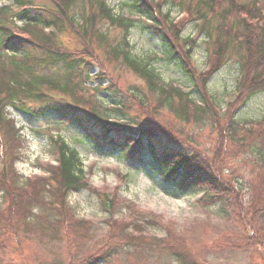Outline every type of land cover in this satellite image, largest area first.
I'll return each mask as SVG.
<instances>
[{
  "label": "trees",
  "instance_id": "1",
  "mask_svg": "<svg viewBox=\"0 0 264 264\" xmlns=\"http://www.w3.org/2000/svg\"><path fill=\"white\" fill-rule=\"evenodd\" d=\"M51 1L52 5L42 6L35 0H10V6L0 8V132L6 149L0 171V192L6 203L0 209V264L10 258L12 240L13 247L19 249L23 241L42 236H50L53 243L66 241L67 251L78 258L75 239L85 237L82 234L92 224L75 218L68 198L81 190L100 198L111 214L107 221L111 230L107 239L100 241L95 257L73 263L72 256L69 264H110L121 252L135 257L145 251L149 258L161 253L175 264H205L194 257L179 234L188 230L179 232L175 224L138 211L117 190L109 196L90 187L78 151L61 138L50 137L58 167L43 166L46 177L21 178L15 168L21 158V128L9 117L8 108L30 116L50 113L61 121L70 119L97 146L103 140L126 161L143 164L152 156L173 197L201 195L199 202L218 205L226 211L229 222L236 224L234 231L214 239L217 248L250 251V264H264V116L249 129L235 119L237 111L264 94V0H180L179 4L172 0H125L122 11L139 15L141 22L114 13L109 0ZM164 5L170 7L166 13L162 11ZM175 10L183 12L186 19L174 23L171 13ZM188 23L197 33L194 39L183 35ZM136 28L159 40L163 53L190 88L160 85L150 62L132 55L129 37ZM44 29L51 31L45 33ZM112 31L117 34L111 35ZM66 33L79 39L84 49L66 47ZM198 37L203 38L201 44L209 45L206 72H199L193 64V52L200 45ZM98 52L144 80L157 105L176 120H211L220 138L212 157L181 129L161 126L151 118L138 124L136 119L129 121L134 99L120 93ZM230 62L239 67V84L232 103L221 114L208 92V83ZM94 66L101 69L96 77L91 76ZM106 78L109 84L103 86ZM92 82L98 85L91 90L87 85ZM88 89L99 95L103 104L111 105L113 114L101 115L80 95ZM86 123H93L100 132L86 131ZM236 138L242 141L237 147L241 155L251 151L254 156L250 165L244 162L247 167L242 174L241 168L227 169L231 150L227 146L236 143ZM245 191L249 195L247 209L236 202ZM121 209L130 212V222L116 220ZM154 226L162 228L165 236L145 235Z\"/></svg>",
  "mask_w": 264,
  "mask_h": 264
},
{
  "label": "rangeland",
  "instance_id": "2",
  "mask_svg": "<svg viewBox=\"0 0 264 264\" xmlns=\"http://www.w3.org/2000/svg\"><path fill=\"white\" fill-rule=\"evenodd\" d=\"M37 5L48 6L52 5L51 0H35ZM125 0H109L110 7L114 13H122L123 16L141 22L143 20L139 15L131 14L127 9L122 11V5ZM156 3L160 0H154ZM163 1V0H162ZM175 4H179L180 0H172ZM182 1V0H181ZM10 0H0V8L10 6ZM170 9L169 5H164L163 13ZM179 11L175 10L171 13V18L174 23H180L186 16L178 15ZM18 24H21L20 21ZM49 33V32H45ZM112 31L111 35H115ZM196 31L192 24H187L183 31L184 37L196 38ZM199 46L193 52V64L199 72L206 71L209 68L210 60L207 55L209 45L201 44L202 37H198ZM63 44L69 49H84L83 43L71 34L66 33ZM129 46L132 55L140 60L150 62L151 69L159 75L158 83L166 88L174 87L180 89L190 88L191 85L186 78L176 67V65L168 60L167 55L163 53L159 40L151 36L147 32H143L140 28L133 30L129 37ZM85 54H87L84 51ZM83 53V55H85ZM100 58L104 61L106 73L109 77L114 78L117 89L125 96H131L132 112L130 120L136 123H142L146 119L151 118L158 121L161 126H174L178 131L180 129L188 134L189 140L203 151L209 150L210 157L212 151L216 148L219 136L212 129L211 120L193 119L190 123L181 122L175 119L166 109L157 105V99L149 90L146 82L139 78L130 69L122 64H117L115 61L104 58L102 52H98ZM94 65V64H93ZM101 74V69L94 66L91 75ZM239 67L235 62H230L222 70H220L208 83V92L213 96L215 103L219 106L218 110L221 114L225 113L227 106L232 103L236 87L239 84ZM103 86L109 84V79L103 81ZM98 83H89L87 87L93 89ZM86 93H81L86 99L94 105V108L101 115H111L112 107L108 104H103L99 95L94 91L89 90ZM46 92H51L44 89ZM143 102L144 106L142 107ZM197 106L200 104L196 103ZM9 109V110H8ZM9 117L15 120L17 128H21L20 134L22 141L19 145L20 159L16 162L15 168L19 176L25 179L35 175H42L45 164H51L55 161L54 148L50 137L63 139L72 149H76L82 159L84 172L87 176V184L97 191H106L109 196L117 190L118 195L129 203L136 206L138 211L153 216L156 219L171 222L175 224L185 245L191 250L194 257L205 264H250V251H228L217 248L214 245V239L221 234H229L234 231L237 226L229 222L226 211L220 209L218 205H208L199 202L201 195L189 194L185 196L173 197L172 190L165 182L161 180L159 175V163L148 156L143 164H136L126 161L119 156V153L113 151L111 147L101 140L100 144L94 142L92 138L85 135V132L76 126L70 119L61 121L56 116L47 113L39 116H30L23 114L13 108H8ZM82 109V108H80ZM86 110V109H84ZM89 112V111H87ZM85 112V113H87ZM264 116V94L251 99L248 104L237 111L235 119L242 123L245 128L249 129L252 124L259 122ZM131 121V122H132ZM118 123L125 122L119 121ZM86 131L100 132L93 123H86ZM236 143H230L227 149H231L227 157V169L229 172L236 168L240 174L243 173L247 165L251 164L254 158L252 152L241 155V150L238 149V144L241 142L235 139ZM228 145V144H227ZM5 143L4 136L0 132V171L2 163L5 160ZM1 157V154H0ZM70 206L73 209V214L76 219L88 221L92 224L89 227L86 235L82 239H75L78 247V258L76 255H71L66 248V241L63 243L54 242L50 236H42L30 240L23 241L20 248L15 249L12 240L9 244V259H6L4 264H69L70 258L74 256L73 263L86 257H95V251L99 250L100 241L107 239L111 228L107 225L111 214L107 212L101 205L100 198L89 192L81 190L74 192L68 198ZM249 195L243 192L239 195L236 202L244 209H247ZM235 202V203H236ZM6 203L2 201L0 192V209H4ZM116 220H126L130 222L132 217L127 209H121L116 212ZM91 230V231H90ZM137 235V234H136ZM145 235L155 238H162L165 232L162 228L154 226L150 227ZM51 239V240H50ZM223 244V243H222ZM222 244L220 246H222ZM13 248L15 251H11ZM146 251L140 256H125L124 252L110 261V264H175L171 262V258L162 256L157 253L149 258ZM171 262V263H170ZM72 264V263H71Z\"/></svg>",
  "mask_w": 264,
  "mask_h": 264
}]
</instances>
